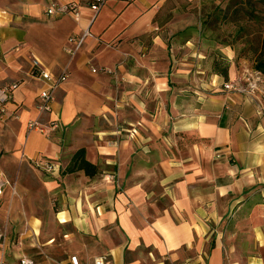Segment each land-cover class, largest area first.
Returning <instances> with one entry per match:
<instances>
[{"label":"crops","instance_id":"crops-1","mask_svg":"<svg viewBox=\"0 0 264 264\" xmlns=\"http://www.w3.org/2000/svg\"><path fill=\"white\" fill-rule=\"evenodd\" d=\"M202 1L212 0H107L95 13L93 0H0V90L18 85L0 112L10 181L0 202L14 187L30 193L32 181L56 198L59 226L77 228L65 235L78 238L65 264L108 254L114 264H264L262 101L223 89L237 77L234 56L213 71L193 49L197 29L182 28L179 4ZM69 4L78 17L47 13ZM35 61L68 76L50 113L38 109L48 86ZM35 121L44 133L29 128ZM80 150L95 177L66 173ZM45 161L54 170L34 166ZM32 225L30 249L53 243ZM11 240H0L2 264L32 260Z\"/></svg>","mask_w":264,"mask_h":264},{"label":"rangeland","instance_id":"rangeland-1","mask_svg":"<svg viewBox=\"0 0 264 264\" xmlns=\"http://www.w3.org/2000/svg\"><path fill=\"white\" fill-rule=\"evenodd\" d=\"M179 7L181 9L179 23L182 28L195 27L197 29L190 30L196 37V45L193 49L207 54L213 71L224 70L225 62L220 58H224L225 53H228L235 57L234 61L237 64L238 74L235 80L243 79L244 76L257 79V73H259L260 79L257 80L259 90L252 96L241 95L255 99L260 98L261 108L264 111V74L255 69L257 53L261 49L264 39V0H212L198 2L189 10H184L180 4ZM184 54L185 57L193 58L189 53ZM180 57L184 58L182 53ZM250 73L253 77L249 76ZM249 81L250 79H245L243 84H247ZM32 182L34 185L31 186L30 193L20 194L13 185L14 188L5 195L7 199L4 197L1 200L0 213L3 216L0 217V222L3 230L0 228L6 237L9 235L12 238V244L15 243L22 248L24 257L32 258L36 264H38L37 261H46L48 264H65L64 262L73 253L71 249L78 243V238L70 236V239H67L65 235L76 234L77 228L72 225L59 226L56 219L60 210L58 201L46 194L40 184ZM260 195V201L263 202V193ZM255 201L258 200L255 198ZM35 220L41 223L37 231L40 233L38 238L41 240L52 238L53 243L47 245L42 243L41 245L40 242H37L35 248L30 249L28 236L35 235L32 225ZM83 241L88 245L92 243L90 239ZM46 247L47 249H45ZM30 251H33L32 255H29Z\"/></svg>","mask_w":264,"mask_h":264},{"label":"built area","instance_id":"built-area-1","mask_svg":"<svg viewBox=\"0 0 264 264\" xmlns=\"http://www.w3.org/2000/svg\"><path fill=\"white\" fill-rule=\"evenodd\" d=\"M107 0H93V2L90 4V8L93 12L98 13L102 9V7L105 5ZM48 15H54L56 13H72L76 17L79 16V10L77 5L75 4H69L66 6H52L47 11ZM85 36L80 38H71L70 42L74 44L75 48L73 51H70V53H74L75 51H78L82 48ZM34 70L35 73L38 74V76L47 83V88L44 89L38 98V109L41 113H50L52 111V104L54 101V95L56 90L64 83L66 82L68 76L65 74L61 75L60 77L54 76L52 73H50L47 70H44L40 63L38 61L34 62ZM96 72V71H95ZM249 76L253 77L252 73L249 74ZM245 79H250V81L247 84H243ZM259 73H257V79L253 78H247L244 76L243 79H236L232 82L226 83L224 85V89L231 93H239V94H248L252 96L254 92L259 90V86L257 85V80H259ZM17 84L7 86L4 89L0 90V112L4 113L6 111V105L11 101L12 93L17 88ZM51 129L56 130L59 127V124L57 122H52L50 124ZM29 128L31 130H36L38 132L44 133L45 128L40 125L39 122L35 121L32 122L29 125ZM34 165L37 168H41L47 172H50L54 170V165L50 162H34ZM10 185L9 181L6 180L1 174H0V196L3 195L4 190L6 187ZM4 237V234L2 230L0 229V240ZM0 264H2L0 262ZM20 264H36L34 261L24 258L21 260ZM69 264H114L113 260L111 258V255H104L94 258L93 260L83 263L80 258L77 255L71 256L69 259Z\"/></svg>","mask_w":264,"mask_h":264},{"label":"trees","instance_id":"trees-1","mask_svg":"<svg viewBox=\"0 0 264 264\" xmlns=\"http://www.w3.org/2000/svg\"><path fill=\"white\" fill-rule=\"evenodd\" d=\"M255 63V69L264 74V39L262 47L257 53ZM77 171H84L90 177H95L99 173L97 167L86 160L84 150H80L74 155L71 165L66 169V173Z\"/></svg>","mask_w":264,"mask_h":264}]
</instances>
